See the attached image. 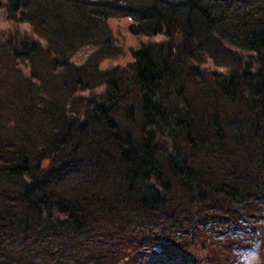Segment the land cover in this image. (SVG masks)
Wrapping results in <instances>:
<instances>
[{
    "label": "trees",
    "instance_id": "16d2710c",
    "mask_svg": "<svg viewBox=\"0 0 264 264\" xmlns=\"http://www.w3.org/2000/svg\"><path fill=\"white\" fill-rule=\"evenodd\" d=\"M253 243L264 264V0H0V264Z\"/></svg>",
    "mask_w": 264,
    "mask_h": 264
},
{
    "label": "rangeland",
    "instance_id": "374dc122",
    "mask_svg": "<svg viewBox=\"0 0 264 264\" xmlns=\"http://www.w3.org/2000/svg\"><path fill=\"white\" fill-rule=\"evenodd\" d=\"M126 24L127 23L125 21L116 20L112 26V29L114 32L113 35L116 38L117 42H120L121 44H123L122 52H125V53H124V57L121 59L122 62L128 61L130 59V52L134 50L138 40L140 38H143V37L138 38V37L132 35L127 29L125 30L124 26ZM159 39H162V38L160 36L152 38V40H159ZM78 57L81 58L80 55H78ZM200 94H201V92H200ZM162 138L167 141V144L172 143L171 142L172 140H168L167 134H164L162 136ZM90 194L87 195V198ZM251 251H252V249L247 250L248 254L243 253L241 255V260H240L241 263L240 264H257V263H259L260 258L258 260H254V254L259 257L257 246H256V249L254 252H251Z\"/></svg>",
    "mask_w": 264,
    "mask_h": 264
},
{
    "label": "clouds",
    "instance_id": "9594fccd",
    "mask_svg": "<svg viewBox=\"0 0 264 264\" xmlns=\"http://www.w3.org/2000/svg\"><path fill=\"white\" fill-rule=\"evenodd\" d=\"M259 257L254 254V260H258Z\"/></svg>",
    "mask_w": 264,
    "mask_h": 264
}]
</instances>
